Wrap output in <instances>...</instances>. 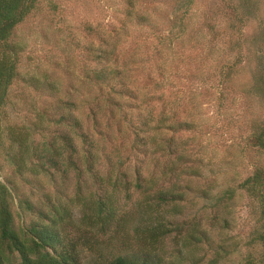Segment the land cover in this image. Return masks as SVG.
<instances>
[{"label": "rangeland", "instance_id": "rangeland-1", "mask_svg": "<svg viewBox=\"0 0 264 264\" xmlns=\"http://www.w3.org/2000/svg\"><path fill=\"white\" fill-rule=\"evenodd\" d=\"M9 44L0 184L22 239L50 227L74 264H264L243 185L264 167V0H36ZM52 141L44 170L32 151Z\"/></svg>", "mask_w": 264, "mask_h": 264}, {"label": "trees", "instance_id": "trees-1", "mask_svg": "<svg viewBox=\"0 0 264 264\" xmlns=\"http://www.w3.org/2000/svg\"><path fill=\"white\" fill-rule=\"evenodd\" d=\"M36 0H0V105L4 99L8 86L11 84L15 75L16 59H13L14 47L9 44V39L14 28L24 19L27 11L33 7ZM65 118L59 122L65 123ZM256 144L264 151V127L255 136ZM64 147L68 146L70 138H64ZM55 141L49 143L48 146L43 144L39 148L32 151V157L38 161L47 160L40 165L41 169L46 170L48 167L56 166L58 163L51 161L52 154L59 156V152L53 150ZM67 145V146H66ZM58 149V148H57ZM56 149V150H57ZM55 152V153H54ZM69 166H73L70 160ZM75 168V166L73 167ZM126 182L120 176L113 182V187H124ZM243 185L249 189L250 196L260 201V212L264 216V167L255 169L249 177L243 182ZM137 189L141 188V184H136ZM9 192L5 185L0 184V264H74L72 253L68 248V244L63 243L58 233L51 230L47 226L34 227L29 230V239H22L13 226L12 214L9 210L7 198ZM158 206L175 203V197L166 198L159 196L156 198ZM96 211L102 221V224L109 222L115 216V210L109 199H96ZM167 234L176 232L181 234L196 229L198 223L195 220L186 225H166ZM261 240L264 242V233ZM5 251L7 254H5ZM18 255V260L14 262L11 258L12 254ZM109 264H146L139 261V258L130 259L125 257H117Z\"/></svg>", "mask_w": 264, "mask_h": 264}]
</instances>
